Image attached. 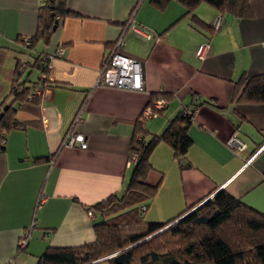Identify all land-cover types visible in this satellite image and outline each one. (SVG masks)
Listing matches in <instances>:
<instances>
[{
    "label": "crops",
    "instance_id": "0c3cea01",
    "mask_svg": "<svg viewBox=\"0 0 264 264\" xmlns=\"http://www.w3.org/2000/svg\"><path fill=\"white\" fill-rule=\"evenodd\" d=\"M45 2L0 0L6 68L18 58L32 61L25 40L35 34ZM250 5L251 15L241 18L205 1L189 11L180 0H67L77 14L63 17L49 41L36 46L50 55L63 48L51 61L40 108L16 112L27 124L10 130L0 150V264H37L51 246L95 241L102 216L89 208L127 188L135 125L151 99L166 100L144 121L151 133L163 132L184 107L196 110L183 159L165 142L151 153L147 181L158 189L144 203V221L173 220L223 188L264 214V102L239 100L237 84L243 74L264 73V0ZM133 15L141 28L128 29L119 51L141 63L145 89L97 85ZM203 43L209 48L201 59ZM9 58L14 66L6 65ZM81 106L74 129L87 147L62 146ZM234 132L247 142L242 151L227 145ZM27 231L30 239L20 247Z\"/></svg>",
    "mask_w": 264,
    "mask_h": 264
},
{
    "label": "trees",
    "instance_id": "16d2710c",
    "mask_svg": "<svg viewBox=\"0 0 264 264\" xmlns=\"http://www.w3.org/2000/svg\"><path fill=\"white\" fill-rule=\"evenodd\" d=\"M153 1L163 4L167 0ZM180 1L189 11L205 1L222 14L241 18L251 15L250 0ZM70 14L77 13L68 8L67 0H46L39 10L35 34L25 40L28 51H34L32 61L27 64L18 58L13 69L6 68L3 65L5 48L0 47V77L3 76L0 140L6 138L10 130L26 126L27 122L15 116L18 110L38 112L43 91L50 85V54L38 51L36 46L42 40L48 42L61 19ZM32 68L38 70L34 80L28 76ZM42 73L46 76L42 77ZM237 84L239 100L264 102V73L243 74ZM195 106L184 107L161 133H151L144 122H137L130 152L131 158H135L127 188L121 196L111 195L89 208L99 210L102 216L94 223L95 241L79 246H51L37 264H264V214L224 188L173 220L144 221L141 206L145 207L144 203H148L158 189V184L147 181L152 169L151 153L158 143L165 142L178 157H185L193 142L189 125ZM5 144L0 143V150ZM142 246L145 249L141 251Z\"/></svg>",
    "mask_w": 264,
    "mask_h": 264
},
{
    "label": "built area",
    "instance_id": "2783aa9c",
    "mask_svg": "<svg viewBox=\"0 0 264 264\" xmlns=\"http://www.w3.org/2000/svg\"><path fill=\"white\" fill-rule=\"evenodd\" d=\"M219 21L220 18L216 20V25L219 24ZM129 28L135 31H137V28H141V26L135 21L134 15L129 18L126 28L122 31V33L115 41L113 51L105 59L96 83L97 85L104 84L130 89H145L141 63L119 51V48L125 43V35ZM208 48V43L201 44L197 49V56L201 59L205 58ZM62 54L63 48L60 47L59 49H57L56 54L49 55L48 67L51 68V61ZM41 76L45 77L46 74L42 73ZM165 105L166 100L163 98L157 99L152 103L147 104L139 117V122L143 123L149 117L155 116L158 113L159 109L164 108ZM83 111L84 106H81L74 117L73 125L68 129L63 138L61 144L62 146L78 145L82 148L87 147V140L85 135L76 132L74 129L75 125L82 120ZM0 143H6V138L2 137ZM227 145L235 151H242L247 147V142L238 133L234 132L228 139ZM133 158H135V156H133L131 159ZM251 159L252 157L248 161L250 162ZM142 209H146V206H142ZM89 213L93 215L94 211L90 210ZM29 239L30 233L27 231L20 240V247H25Z\"/></svg>",
    "mask_w": 264,
    "mask_h": 264
},
{
    "label": "rangeland",
    "instance_id": "374dc122",
    "mask_svg": "<svg viewBox=\"0 0 264 264\" xmlns=\"http://www.w3.org/2000/svg\"><path fill=\"white\" fill-rule=\"evenodd\" d=\"M6 65L7 66H14V60H12V59H7V63H6ZM32 69H34V68H32ZM32 76L34 77V78H37L38 77V70L37 69H34L32 72ZM3 76H1L0 77V83H2V81H3ZM5 81V80H4ZM144 240V239H143ZM143 249H145V247L144 246H142L141 247V251L143 250ZM101 259H104V257L103 258H101ZM104 264H107V263H104Z\"/></svg>",
    "mask_w": 264,
    "mask_h": 264
},
{
    "label": "water",
    "instance_id": "95a60500",
    "mask_svg": "<svg viewBox=\"0 0 264 264\" xmlns=\"http://www.w3.org/2000/svg\"><path fill=\"white\" fill-rule=\"evenodd\" d=\"M55 27H56V25H55ZM5 109H7V105L4 106V110ZM2 114H3V111L0 113V117L2 116Z\"/></svg>",
    "mask_w": 264,
    "mask_h": 264
}]
</instances>
